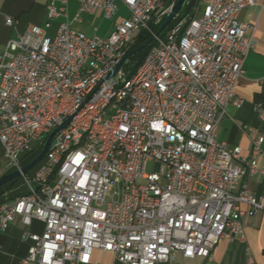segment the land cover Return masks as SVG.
I'll use <instances>...</instances> for the list:
<instances>
[{"label":"built area","instance_id":"obj_1","mask_svg":"<svg viewBox=\"0 0 264 264\" xmlns=\"http://www.w3.org/2000/svg\"><path fill=\"white\" fill-rule=\"evenodd\" d=\"M78 1L77 21L99 10L112 19L120 4L130 14L108 37L67 23L51 37L52 21L67 15L61 0L48 5L45 26H29L0 50V176L20 171L26 187L0 206L2 229L18 216L28 226L44 222L41 235L29 234L25 264H89L95 249L122 264L164 263L178 252L210 264L221 239L264 213V199L245 183L264 175L256 158L264 137L247 157L215 132L254 46L239 15L258 0H186L193 16L181 9L160 34L178 0ZM143 32L154 41L133 70L124 59ZM69 119L23 173L31 145L42 151Z\"/></svg>","mask_w":264,"mask_h":264},{"label":"crops","instance_id":"obj_2","mask_svg":"<svg viewBox=\"0 0 264 264\" xmlns=\"http://www.w3.org/2000/svg\"><path fill=\"white\" fill-rule=\"evenodd\" d=\"M52 3L61 6V0H0V50L11 40L17 39L29 26H45L48 19L47 7ZM123 9L126 10V16H119L111 25L96 24L97 26L92 27L96 16L103 12L99 10L94 14L82 13L81 21H77L76 16L80 12L79 1L68 0L67 15L52 21L48 35L53 37L59 26L67 23L71 29L88 36H100L99 32L102 30L101 37H108L117 24L129 17V10L122 4L117 13ZM7 17L15 20L13 26L6 23ZM239 19L249 25L246 35L253 41L254 46L246 56L244 74L237 82L236 97L229 104L227 114L215 132L218 141L226 143L229 147H240L242 154L249 157L253 152L254 141L264 137V120L258 115V111H264V85L260 83L264 78V0H258L257 5L243 9ZM239 101L241 105L237 104ZM261 149L256 158L259 165L263 166L264 142ZM4 155L5 149L0 141V165L6 163ZM29 159L30 157L26 161ZM9 173L12 172L4 173L0 178ZM245 183L252 195L264 199V175L256 173L248 177ZM25 192L26 187L22 181L4 186L0 189V206ZM243 226V232L236 237L221 239L210 264H264V213L247 215ZM44 229V222L33 220L28 226L19 216L5 230L0 222V264H25L32 245L29 234L41 235ZM250 257L253 258L252 263ZM89 264L122 263L114 253L95 249ZM159 264H206V261L199 257L186 258L182 252H178L169 261Z\"/></svg>","mask_w":264,"mask_h":264},{"label":"water","instance_id":"obj_3","mask_svg":"<svg viewBox=\"0 0 264 264\" xmlns=\"http://www.w3.org/2000/svg\"><path fill=\"white\" fill-rule=\"evenodd\" d=\"M186 0H178V2L176 3V5L173 7L172 12L169 14V16L166 18L165 22L163 23V25L161 26V28L159 29V34L162 33L176 18V16L179 14L180 10L182 9L183 4L185 3ZM154 41V37H151L150 39H148L147 41L141 43L140 45H138L137 47H135L134 49H132L127 57L124 59V61L128 60L131 56L137 54L138 52L146 49L151 43H153ZM121 65L118 66L114 72V74H116L118 72V70L120 69ZM71 119L67 120L62 126H60L59 128H57L56 130H54L46 144L45 147L43 148V150L40 152V154L33 159L28 165H26L23 168V173H27L29 171H31L32 169H34L46 156L47 152L49 151L50 147L52 144H54L55 141H53L54 136L61 130H63L64 128H66V126L68 125V123L70 122ZM21 177V172L20 171H16V172H12L9 173L3 177L0 178V189L3 188L4 186L18 180Z\"/></svg>","mask_w":264,"mask_h":264},{"label":"trees","instance_id":"obj_4","mask_svg":"<svg viewBox=\"0 0 264 264\" xmlns=\"http://www.w3.org/2000/svg\"><path fill=\"white\" fill-rule=\"evenodd\" d=\"M194 1L195 0H192V4H194ZM187 14H190L191 16H193V11H192V8L191 7L187 8V10L183 11L182 16L187 15ZM155 30L158 31L159 30V27H156ZM150 38H151V35H149L147 32H143V33L139 34V36L137 37V40H136L135 44L132 46L131 50L134 49L135 47H137L138 45H140L141 43L147 41ZM149 48L150 47H148V48H146V49H144V50H142V51L138 52L137 54H135V55H133V56L130 57V63L133 65V70H136L139 67V65L143 62L145 56L147 55V53L149 51ZM30 155H31V153L29 152L26 155V159L29 158ZM32 160L33 159L30 158L27 161V163H30ZM17 181H21V179L19 178L18 180L14 181L12 183L14 184Z\"/></svg>","mask_w":264,"mask_h":264},{"label":"rangeland","instance_id":"obj_5","mask_svg":"<svg viewBox=\"0 0 264 264\" xmlns=\"http://www.w3.org/2000/svg\"><path fill=\"white\" fill-rule=\"evenodd\" d=\"M97 1L102 3L105 0H97ZM183 10H184V8L182 9V11ZM119 16H126V10L125 9L121 10L119 13H117L115 15V17H113L112 20L106 19L104 17V13L101 14V15L96 16V20H95V22H94L92 27L97 26L96 24H102L103 26L111 25ZM99 34H100V36H102L101 35L102 34V30L99 32ZM41 149H42L41 148V143L40 142H34L31 145V148H30V153H31L30 158L31 159L36 158L37 155L40 153ZM2 166H6V163H4V165H2ZM153 170H154V163L153 162H149L147 164V172L150 173V172H153Z\"/></svg>","mask_w":264,"mask_h":264}]
</instances>
